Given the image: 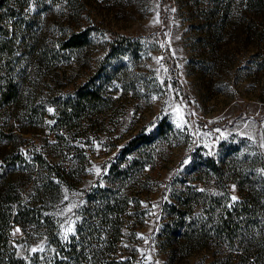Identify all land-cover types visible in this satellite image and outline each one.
<instances>
[{"label": "rangeland", "instance_id": "rangeland-1", "mask_svg": "<svg viewBox=\"0 0 264 264\" xmlns=\"http://www.w3.org/2000/svg\"><path fill=\"white\" fill-rule=\"evenodd\" d=\"M10 1L0 86L10 70L19 91L0 99V213L14 211V264H264V0ZM88 89L104 100L60 121ZM109 201L117 236L69 261L58 240Z\"/></svg>", "mask_w": 264, "mask_h": 264}, {"label": "trees", "instance_id": "trees-1", "mask_svg": "<svg viewBox=\"0 0 264 264\" xmlns=\"http://www.w3.org/2000/svg\"><path fill=\"white\" fill-rule=\"evenodd\" d=\"M11 4L12 2L10 0H0V74L4 73L3 68L7 65L3 56H5L6 52V54L12 53L16 44L15 38L8 37V29H6V27L8 28V26L3 20V15L5 14V12L7 10H13V6ZM66 45L71 46V41L66 42ZM4 76L5 82L0 86V99H3L6 103L13 102L19 91L18 84L16 83L10 70L6 71ZM96 100H104L103 95L97 89H88L81 91L76 99H71V101H68L70 103H65L64 105H61L60 108H62V115L66 117V119L64 118L63 120V118H61L60 121L68 123L67 117L69 115H72L69 110L70 108H73L75 106V102L77 104H82L83 102L91 103V101ZM138 139H141V137H137L136 140L132 141L131 143L135 144ZM119 202L123 203L124 209V205H126V199L121 197ZM111 205L112 204L109 201L104 205V208L101 207L98 209L99 215L101 217L103 216L100 223L101 225L98 224L95 220H92L93 222H89L84 227H80L78 229L77 235L72 236L69 240L65 242L61 241L62 239L58 240V244L60 245L61 251H63L64 254L69 258V261L80 262L85 259L87 256V254L85 253V249H87L93 243L97 242L100 238H102L105 232L112 234V236L114 237L117 236L115 233L116 231L112 229V222L110 221L112 214L111 211H113V209H109L103 212L105 207L109 208ZM12 213H14V211L9 213L8 215H3L2 213H0V264H14L15 262L23 261L17 258L14 252H10L8 250L9 237L7 231L5 230V227L9 224L10 219L13 217ZM21 215L25 216L23 214L18 213L15 217V220L19 221ZM107 225L111 226L112 231L105 230ZM62 262L63 261H58L59 264Z\"/></svg>", "mask_w": 264, "mask_h": 264}, {"label": "snow or ice", "instance_id": "snow-or-ice-1", "mask_svg": "<svg viewBox=\"0 0 264 264\" xmlns=\"http://www.w3.org/2000/svg\"><path fill=\"white\" fill-rule=\"evenodd\" d=\"M49 111L51 112V111H52V109H49ZM177 127H180V125L178 124V125H177ZM232 199H233V200H235V199H236V197H233ZM69 210H70V209H69ZM68 231H71V229H69ZM33 251H37V249H33Z\"/></svg>", "mask_w": 264, "mask_h": 264}]
</instances>
